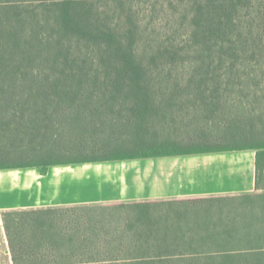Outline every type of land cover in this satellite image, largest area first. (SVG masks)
Instances as JSON below:
<instances>
[{
    "label": "trees",
    "instance_id": "1",
    "mask_svg": "<svg viewBox=\"0 0 264 264\" xmlns=\"http://www.w3.org/2000/svg\"><path fill=\"white\" fill-rule=\"evenodd\" d=\"M144 11L147 22L127 0H0V170L254 151L255 193L132 204L116 221L86 206L7 210L12 264H264V0H155ZM187 61L188 78L171 77L167 67ZM168 97L210 107L207 120L219 112L225 136L62 153L94 119L141 116Z\"/></svg>",
    "mask_w": 264,
    "mask_h": 264
},
{
    "label": "rangeland",
    "instance_id": "2",
    "mask_svg": "<svg viewBox=\"0 0 264 264\" xmlns=\"http://www.w3.org/2000/svg\"><path fill=\"white\" fill-rule=\"evenodd\" d=\"M127 1L140 9V16L147 22V12L142 10L155 0ZM158 1L173 2L175 6L179 2H186V0ZM167 12L160 14L158 18H165ZM159 33L163 35L164 30H159ZM179 56L193 57V53L182 51L179 52ZM246 67L250 74L252 72V76L255 75L254 81L258 82L260 80L257 75L258 68L253 63H248ZM167 68L172 71L171 77L186 79L192 65L187 61L184 65L178 63ZM194 100L168 97L161 102L164 105L160 104L158 108L154 107V110H149L141 116L130 113L124 114L121 119L100 116L94 119L100 124L92 123L85 126L78 132L79 136L69 143L68 140L65 141L67 147L63 148L62 153L66 157L83 158L149 152L154 149L162 150L165 147H188L200 138L201 131L210 138L205 139L206 141L215 143L225 136L227 122L222 120L223 116L219 112L217 115L213 114L216 115L215 120H207L210 107L206 109L201 102ZM233 102L232 100L231 106ZM205 103L211 106L210 102L205 101ZM193 104L194 107H189ZM233 105L235 107L237 103ZM233 154L250 158L254 156V151ZM144 161L141 159L53 166L48 168L47 173L50 172L51 175L44 183L41 182L43 180L37 168L0 170V207L86 206L92 207L99 218L121 220L122 216L130 214V210L126 209L129 205L156 202L154 197L149 198L155 193V183L153 177L143 175L140 165L145 163ZM193 201L195 200L179 202ZM160 208L165 209L163 205ZM3 210H0V215ZM0 264H12L5 249L2 222L0 223Z\"/></svg>",
    "mask_w": 264,
    "mask_h": 264
},
{
    "label": "crops",
    "instance_id": "3",
    "mask_svg": "<svg viewBox=\"0 0 264 264\" xmlns=\"http://www.w3.org/2000/svg\"><path fill=\"white\" fill-rule=\"evenodd\" d=\"M235 152L242 151L143 159L145 163L140 165L142 166L143 175L153 177L155 183V193L149 198L154 197L156 202L168 203L182 200L198 201L211 198L237 197L243 194L255 193L254 156L243 158L234 155ZM50 175V172L44 176L40 175L41 180H43L41 182L44 183ZM2 209H4L3 213L7 210L36 209V207H0V210ZM4 243L11 261L5 233Z\"/></svg>",
    "mask_w": 264,
    "mask_h": 264
}]
</instances>
